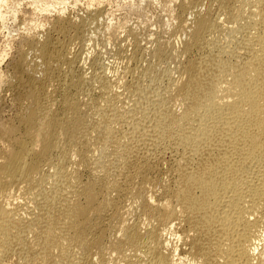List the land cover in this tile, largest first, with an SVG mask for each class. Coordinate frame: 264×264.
<instances>
[{
  "label": "bare ground",
  "instance_id": "6f19581e",
  "mask_svg": "<svg viewBox=\"0 0 264 264\" xmlns=\"http://www.w3.org/2000/svg\"><path fill=\"white\" fill-rule=\"evenodd\" d=\"M85 1L0 0V264H264V0Z\"/></svg>",
  "mask_w": 264,
  "mask_h": 264
},
{
  "label": "rangeland",
  "instance_id": "374dc122",
  "mask_svg": "<svg viewBox=\"0 0 264 264\" xmlns=\"http://www.w3.org/2000/svg\"><path fill=\"white\" fill-rule=\"evenodd\" d=\"M72 0H68V4L66 5V8H65V17H67V18H70L71 20H75V19H78L79 17H83V16H85V14L87 13V8H86V1L85 0H78V2H76V6H74L73 5V3L71 2ZM176 1V2H175ZM117 2H118V0H100V1H98L96 4H95V6L94 7H92V8H90L89 9V11H94V10H97V11H100L102 14V16H104L103 18H99L100 20H102V24H103V26H105V25H107L108 23H109V21H111L112 23H115L114 21H117L118 22V20L120 19V21L121 22H123L124 21V19L126 20V18H127V25H133V26H137V32L139 33V36H140V38H144V36L146 37V36H148V34L150 35V34H152V33H155V32H158V35H160V36H162V37H167L168 36V28L167 27H165V26H163L164 24L162 23V22H164L165 20H166V9L165 8H162V9H160L161 7H162V5H159V4H156L155 2L154 3H149L148 5H149V7H150V5H151V7L149 8V7H147V5L145 6L146 8V10H145V12H143V21L140 19V20H138V18L136 17L137 15L136 14H132V16H130V14L128 15L127 13H126V11L125 10H123V8H119L118 7V4H117ZM178 2V0H173L172 2H171V4H170V6L172 7V5H173V7L172 8H176L177 7V5H174V4H176ZM135 3H136V5H134L133 7H135V6H137L140 2H139V0L137 1V0H135ZM173 3V4H172ZM72 4V5H71ZM104 4V5H103ZM97 5H98V7H97ZM103 7V8H102ZM155 7V8H154ZM86 8V9H85ZM94 8H96V9H94ZM118 8V9H117ZM85 9V10H84ZM104 11H103V10ZM163 10H164V12H163ZM73 12V13H72ZM85 12V13H84ZM99 12V13H100ZM125 12V13H124ZM144 13H146V14H144ZM164 13V14H163ZM168 13V12H167ZM122 14L124 15L122 18H121V16H122ZM125 14H127L126 16H125ZM165 15V16H164ZM70 16V17H69ZM130 17V20H129V18L128 17ZM162 16H164V17H162ZM75 17V18H74ZM163 18V19H162ZM138 20V21H137ZM163 20V21H162ZM106 21H108V23H106ZM140 21H142V22H144V23H142V22H140ZM161 21V22H160ZM138 24H136V23ZM134 23V24H133ZM139 23H140V26H139ZM142 23V24H141ZM160 23V24H159ZM163 24V25H162ZM159 26V27H158ZM161 26V27H160ZM166 28V30H165V28ZM33 28H34V26H33ZM159 28H160V30H159ZM22 29V30H21ZM38 30H39V28H37ZM37 29H35V32H37L38 30ZM21 30V31H20ZM20 30L18 31V33L16 32V33H14V35L16 36H12V37H6V31H4V29H2L1 28V26H0V72H5L6 71V67H7V65H8V63H9V59H11L12 58V55H14V52L16 51V49L14 50L13 49V47L14 48H16L17 47V42H18V39L22 36V34L24 33L23 32V27L22 26H20ZM166 31H167V33H166ZM20 33H22V34H20ZM19 34V35H18ZM18 35V36H17ZM143 36V37H142ZM14 37V38H13ZM18 37V39H16ZM97 37H98V39H97V41H99V42H102V41H100V39H101V36L100 35H98L97 34ZM17 40V41H16ZM14 42H16V43H14ZM6 43V44H5ZM7 43H8V45H7ZM14 44H15V46H14ZM4 45H6V46H8V47H6V46H4ZM6 49V50H4V48ZM3 49V50H2ZM8 49V50H7ZM10 49V50H9ZM13 51V52H12ZM3 52V53H2ZM8 52V53H7ZM13 53V54H12ZM4 54H5V56H4ZM1 58L3 59V60H1ZM8 58V59H7ZM7 63V64H6ZM2 90H4V89H2ZM2 90H1V92H2ZM5 94V95H4ZM7 94V95H6ZM4 97V98H3ZM2 100H4V101H2V103H3V109H4V111L6 112H4V115L7 117V116H12V115H14V113H15V111H14V107L12 108V102H11V98H10V94L9 93H5V91L4 92H2ZM6 101V102H5ZM10 102V103H9ZM12 109H11V108ZM8 108H9V110H8ZM11 109V110H10ZM7 110H8V112H7ZM14 111V112H13ZM13 113V114H12ZM9 114V115H8Z\"/></svg>",
  "mask_w": 264,
  "mask_h": 264
}]
</instances>
